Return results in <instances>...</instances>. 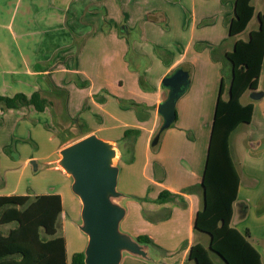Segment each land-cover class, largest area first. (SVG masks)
I'll return each mask as SVG.
<instances>
[{"label": "crops", "instance_id": "crops-1", "mask_svg": "<svg viewBox=\"0 0 264 264\" xmlns=\"http://www.w3.org/2000/svg\"><path fill=\"white\" fill-rule=\"evenodd\" d=\"M258 1L263 7L255 6V15L264 12V0ZM6 7L18 21L0 17V94L42 90L55 104L45 111L0 105V195L60 194L59 234L65 237L67 264L74 252L85 250L88 236L79 227L82 202L72 190V177L58 165L61 148L71 140L61 124L69 122L76 140L96 133L119 144L120 173L141 179L140 193L125 188L123 231L153 238L161 247L150 245L159 264H196L189 260L191 246L209 243L195 229L203 196L198 188L191 193L183 189L202 181L226 53L258 27L247 38L244 31L230 36L234 0H0V13ZM178 67L190 69L191 82L177 100L174 125L153 146L163 123L158 107L169 92L162 81ZM263 71L264 61L261 76ZM52 86L66 90L67 99L53 95ZM246 93L252 96L251 90ZM228 97L229 86L223 94ZM263 100L242 101L254 104L242 138L250 150L252 143L264 141ZM74 118L78 122L72 123ZM127 129L136 135L125 138ZM234 132L230 148L240 185L232 224L250 214L255 176L264 173V152L252 156L247 151L243 168L237 164ZM45 172L55 178H46ZM163 189L179 196L158 203ZM250 237L264 264V246L260 249ZM120 264L153 263L124 253Z\"/></svg>", "mask_w": 264, "mask_h": 264}, {"label": "trees", "instance_id": "trees-1", "mask_svg": "<svg viewBox=\"0 0 264 264\" xmlns=\"http://www.w3.org/2000/svg\"><path fill=\"white\" fill-rule=\"evenodd\" d=\"M254 15L252 0H234L230 36L245 31ZM258 19L259 26L250 31L249 38L237 39L233 49L226 53L202 181L183 189V192L191 193L198 188L203 196L195 229L207 233L209 243L196 242L191 246L189 260L196 264H263L260 252L249 240L250 231L243 234L232 224L240 174L230 148L231 134L239 125L250 124L253 118V102L243 103L241 97L259 86L264 61V12L258 13ZM187 70L190 73V69ZM227 71L229 97L225 99ZM52 87L53 95L64 96V101L67 99L66 90ZM53 104L55 102L42 90H35L31 95L25 92L12 96L0 94V105L6 108L32 105L37 111H45ZM78 120L74 118L72 123ZM136 133V130L127 129L125 138ZM178 196L163 189L156 202L173 201ZM130 197L142 200L134 195ZM62 211L61 196L57 193L0 195V264H67L65 237L59 234ZM10 223L16 225L4 231L2 226ZM136 239L142 244L161 248L147 234L138 235ZM71 264H86L84 250L73 253Z\"/></svg>", "mask_w": 264, "mask_h": 264}, {"label": "water", "instance_id": "water-1", "mask_svg": "<svg viewBox=\"0 0 264 264\" xmlns=\"http://www.w3.org/2000/svg\"><path fill=\"white\" fill-rule=\"evenodd\" d=\"M190 82V73L184 67L163 78L169 92L158 107L163 123L152 141L153 146L158 144L161 132L175 122L177 100ZM263 96L264 91L252 90L254 99ZM119 149V144L90 133L60 150L58 165L72 177V190L82 202L79 227L88 236L85 263L120 264L124 253L157 263L150 255V245L140 243L121 229L127 208L123 204L126 194L118 189L120 168L114 162Z\"/></svg>", "mask_w": 264, "mask_h": 264}, {"label": "rangeland", "instance_id": "rangeland-1", "mask_svg": "<svg viewBox=\"0 0 264 264\" xmlns=\"http://www.w3.org/2000/svg\"><path fill=\"white\" fill-rule=\"evenodd\" d=\"M254 4L257 8V10H259L261 7H263V4L261 1L255 0ZM12 8H4L3 12L0 13V17L3 18L2 20H5L6 22L10 19V17H14L13 20L18 21V16L15 18V12L13 13V11H9ZM258 23H259V19H258V15H255L252 19V21L249 23L247 29L244 31V33L242 34L244 38L248 37V32L250 29L252 28H256L258 27ZM227 73V78H226V83L227 86H229V71L226 72ZM260 89L262 91H264V71L262 73L261 76V85H260ZM227 96V94H226ZM251 94L250 96L246 93L245 96L242 98L243 102H247L249 100H251ZM263 109H264V100H263ZM61 123V122H60ZM69 123V122H68ZM68 123H62V132L66 135L68 134V137L71 138V140L69 142H67L66 144H64V147L72 142H74L76 139V137L78 135H75L74 129H71V126H68ZM251 125L250 124H242L240 126V128L234 132L233 134V150L235 152V158L237 157V164H239L240 168H243L244 164L246 162H244V157H245V152L249 151V153L251 154L252 151V156H254V152H264V141L260 142V143H252L251 144V150H250V146L246 145L245 142L242 140L243 136L245 135V132L247 131L246 129H248ZM58 129V128H57ZM245 129V130H244ZM11 148L10 151H12L13 146H9V149ZM134 150V149H133ZM8 152V149H7ZM12 153V152H11ZM120 149L118 152V156L114 159L115 164L118 163L120 161ZM262 165H264V163H262ZM264 167V166H262ZM261 167V168H262ZM45 170V169H44ZM42 170V171H44ZM48 174V176L46 178H55L54 176L51 175L50 172H45ZM40 176H38V179ZM257 181H255L254 183V189L252 190V192L250 193V197H249V212L250 214L248 215V217L246 218H242V219H236L233 222L234 226H240V228L242 229V231L244 233H246L247 228L250 230H252V234L250 239L254 240L255 243L260 247V249L263 248L264 246V240H263V236H264V227L261 229L259 228L261 223H264V173L263 172H259L256 176ZM35 181V179L31 178L29 180V182ZM141 179L140 181H138V178L135 177H131L129 178V175L126 176L124 174V172L119 173V178H118V189L125 194V188H131L133 190H136L137 193L141 192ZM128 196L129 193H128ZM125 201V200H124ZM16 224L15 223H10V224H6L3 225V229L4 231H8L9 228L14 227ZM61 229V224H60V228ZM122 230H125L123 228V226H121ZM129 235L132 236V233H130ZM208 234L205 233V237H207ZM149 252L150 255L153 258H157V255H155V250L151 247L149 248ZM151 263L153 264H159L158 262H153L151 261Z\"/></svg>", "mask_w": 264, "mask_h": 264}]
</instances>
